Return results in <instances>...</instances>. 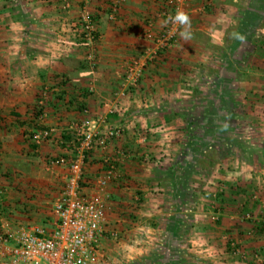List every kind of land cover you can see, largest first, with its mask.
<instances>
[{
    "label": "crops",
    "instance_id": "0c3cea01",
    "mask_svg": "<svg viewBox=\"0 0 264 264\" xmlns=\"http://www.w3.org/2000/svg\"><path fill=\"white\" fill-rule=\"evenodd\" d=\"M252 4L185 0L177 9L191 17L192 38L181 39L179 26L177 42L160 48L154 37L165 27L166 0H0V171L12 175L0 182L5 187L0 233L21 224L54 227L53 206L68 167H53L48 158L70 157L73 147L62 135L90 116L101 130L122 129L106 146H95L84 165L83 192L108 196L96 264L116 255L124 264L163 252L164 221L177 201L165 173L180 167L176 177L184 178L185 166L177 164L189 141L183 114L206 113L208 97L217 112L213 131L225 126V135L238 146L211 169L195 166L188 182L195 205L183 199L196 211L189 214V203L181 208L184 218L193 217L186 233L192 242L180 243V254L183 264H255V253L264 248V231L257 228L264 220V35L255 34L258 44L249 51L221 49L239 6ZM85 13L98 33L92 43L74 33L73 23ZM151 49L158 50L157 58L138 84L128 87V62ZM114 99L119 109L108 113L103 104ZM36 125L53 133L33 149ZM107 160L115 162L118 175L101 190L97 180L108 169ZM37 164L52 167L51 177H38ZM205 187L237 193L211 200ZM202 240L211 244L207 250L199 248Z\"/></svg>",
    "mask_w": 264,
    "mask_h": 264
},
{
    "label": "built area",
    "instance_id": "2783aa9c",
    "mask_svg": "<svg viewBox=\"0 0 264 264\" xmlns=\"http://www.w3.org/2000/svg\"><path fill=\"white\" fill-rule=\"evenodd\" d=\"M184 1L166 0L168 5L162 10L161 16L165 20L174 16L178 5ZM66 6H69V2ZM73 24L74 33L80 39L89 43L96 40V25L89 13ZM178 33L179 25L169 22L155 37L151 32L148 37H154L156 44L163 48L175 44ZM157 54L158 50L151 49L132 57L125 71L128 87L138 84L146 66L157 58ZM119 105L117 99L103 104L108 113H116ZM44 116L42 111L41 117ZM70 130L75 134L70 141L63 143L73 145L72 155L57 156L49 162L53 167H68L61 193L53 206L56 215L54 227L50 229L39 224H22L13 231L0 233V264H96L102 248L108 196L105 192L103 195H87L83 192L86 154L97 145L106 146L111 139L121 134L122 129L114 127L101 130L97 119L86 116L74 122ZM52 133V128L37 127L32 131L31 141L40 146L52 137ZM107 163L108 169L97 180L101 190H105L118 175L115 162L107 160ZM1 191L0 188V196ZM238 251L239 248H236L235 253ZM255 264H264V250L255 254Z\"/></svg>",
    "mask_w": 264,
    "mask_h": 264
},
{
    "label": "trees",
    "instance_id": "16d2710c",
    "mask_svg": "<svg viewBox=\"0 0 264 264\" xmlns=\"http://www.w3.org/2000/svg\"><path fill=\"white\" fill-rule=\"evenodd\" d=\"M238 11L240 12H238L236 18H234L226 31L224 45L221 47V49H224L226 52H228L230 48L235 52H239L242 48H246V51H249L258 44V38L255 34L259 32L261 35H264V0H253V4L247 8L240 5ZM239 13L241 14L240 19L237 18ZM234 34L243 35L245 40L241 42L235 38ZM97 37L98 33L96 32V39ZM208 99L207 97L209 108L206 113L200 115L188 109L189 111L183 114L189 125L187 130L189 141L184 147V152L181 154L177 164L183 162L185 169L183 170V174L180 172V175L184 178L182 181H178L176 177L180 167L172 168V170L165 173L167 177L164 181H167V184L171 185V191L169 193L177 200L171 204L174 209L173 214L164 221L166 233L163 236V247L165 250L161 253L156 251L150 252L146 256L131 261L129 264H183L186 260V258L180 254L181 251L179 248L180 243L183 244L188 240V236L186 238V233L193 227V222L190 217L184 218V216H182L181 208L187 203L196 201V194L188 183L191 181L194 168L198 165L205 169H211L217 162L230 155L233 152L232 148L238 146L237 142L225 135V126L222 125L216 132L213 131L212 117L216 115L217 112L213 108V103ZM224 106H227V104ZM37 127L45 128L46 126L36 125V128ZM74 134L75 132L73 130L68 129L63 133L62 140L70 141ZM32 144L33 149L38 147V145ZM90 152L91 151L87 152L85 162ZM157 173L159 176L164 175V172L161 171ZM185 176L187 179H185ZM184 196H187L191 201H184ZM159 221L161 222L163 220ZM257 228L260 232L264 231V220L259 222ZM181 231L183 233H181ZM228 243L231 245L233 252L239 247L233 239H229ZM263 250L264 248L256 253Z\"/></svg>",
    "mask_w": 264,
    "mask_h": 264
},
{
    "label": "rangeland",
    "instance_id": "374dc122",
    "mask_svg": "<svg viewBox=\"0 0 264 264\" xmlns=\"http://www.w3.org/2000/svg\"><path fill=\"white\" fill-rule=\"evenodd\" d=\"M36 128V127H35ZM34 128V129H35ZM33 129V130H34ZM54 157H50V158H48V160L50 161L51 159H53ZM47 160V161H48ZM40 164H37V166H38V169H37V171L38 172H40V174L38 175V177H40V178H49V177H51L50 175H52V171H53V168L52 167H50L49 168V170L46 168V169H44L43 170V168H41L40 166H39ZM40 167V168H39ZM7 174L6 173H4V172H2V171H0V182L3 184L4 182H6V181H9L10 180V178L9 177H11L12 175L11 174H8L9 176H6ZM192 183V182H191ZM82 186L84 187V185H83V183H82ZM191 186V188H192V185H190ZM198 188H200L199 186H197ZM196 187V188H197ZM0 188H1V196L3 197V195H5V187L4 186H0ZM202 190V192H204L205 194H204V196H206V197H208V198H210L211 200L212 199H217V198H220V196L221 195H223V196H225V194L226 193H230V192H234V193H237V192H235L233 189H231V188H226V189H223V191H220V189H216L215 188V190H211V188H204V190L203 189H201ZM201 192V193H202ZM226 192V193H225ZM86 194V193H85ZM0 196V198L2 199V197ZM222 196V197H223ZM0 199V200H1ZM191 204L192 205H195V202L194 203H192L191 202ZM190 203L188 204V205H191ZM191 205V206H192ZM192 209H193V206H192ZM188 212H189V214H191V216L193 215V211L195 212L196 210H191V208H188ZM190 218H192L191 220H192V222H193V217H190ZM22 225V224H21ZM187 241H189V246H190V242H192L191 240H190V238L187 240ZM208 241V240H207ZM206 240H202V242L201 241H199V244H201V247H199L200 249L201 248H204L205 250H207V248L209 247V246H211V244L210 243H208ZM203 245V246H202ZM116 258H117V255L112 259V261H109V263H107V264H121L120 262H117L116 261ZM130 262H128V263H124V264H129Z\"/></svg>",
    "mask_w": 264,
    "mask_h": 264
},
{
    "label": "clouds",
    "instance_id": "9594fccd",
    "mask_svg": "<svg viewBox=\"0 0 264 264\" xmlns=\"http://www.w3.org/2000/svg\"><path fill=\"white\" fill-rule=\"evenodd\" d=\"M169 22L178 24L181 27V31L179 33L181 39L188 41L192 38V31H191V17L183 10L177 9L174 16H169L168 19L163 21V25L166 26ZM235 38L243 42L245 37L240 34H234Z\"/></svg>",
    "mask_w": 264,
    "mask_h": 264
}]
</instances>
